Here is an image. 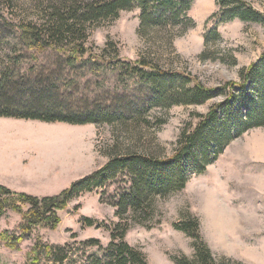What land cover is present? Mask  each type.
Wrapping results in <instances>:
<instances>
[{"label": "trees", "instance_id": "obj_1", "mask_svg": "<svg viewBox=\"0 0 264 264\" xmlns=\"http://www.w3.org/2000/svg\"><path fill=\"white\" fill-rule=\"evenodd\" d=\"M14 1L0 0V47L5 50L0 54V117L109 124L112 140L100 148L107 163L58 194L38 196L0 183V217L10 210L21 215L17 232H0V241L19 248L39 228L56 229L62 220L60 212L73 199L99 189L104 196L118 183L110 204L119 220L105 227L110 243L103 247L97 238L84 241L85 246H98L101 251L88 255L82 264H150L146 253L127 241L128 231L134 224L155 227L158 199L182 191L193 174L205 173L234 138L264 127V54L242 69V82L209 87L186 69L164 65L159 51L153 50L162 41L174 48L176 36L195 27L189 14L195 0H43L37 4L36 17L11 18L7 15ZM216 1L218 9L211 16L215 23L204 34L205 49L199 55L203 61L220 58L212 49L222 41L220 24L239 19L264 25V0L257 2L263 8L253 0ZM135 8L141 10L138 32L147 43L137 59H122L111 40L99 53L87 45L92 29ZM46 53H52L55 60L49 72L42 67L23 69L24 62H37ZM231 57L235 64L237 59ZM88 66L92 76H111L96 86L108 102L102 106L69 103L74 94L60 97V87L76 80ZM109 78L114 85L110 91L106 87ZM221 95L226 98L207 114H197L198 122L183 129L171 155H165L160 145V152L152 149L149 132L167 122L165 115L171 108L205 104ZM82 223L93 226L97 221L86 216ZM174 227L192 237L195 250L192 257L172 255L175 264H243L214 255L196 215L186 213ZM72 249L47 244L39 235L25 264H41L43 258L64 263Z\"/></svg>", "mask_w": 264, "mask_h": 264}, {"label": "rangeland", "instance_id": "obj_2", "mask_svg": "<svg viewBox=\"0 0 264 264\" xmlns=\"http://www.w3.org/2000/svg\"><path fill=\"white\" fill-rule=\"evenodd\" d=\"M42 1L15 0L7 16H35L37 4ZM253 1L263 8L257 3L262 0ZM217 9L216 0H195L189 12L196 22L195 27L177 35L174 48L162 41L153 49L159 51L164 65L186 69L214 88L229 81L242 82V69L264 54V25L236 19L219 25L222 41L212 49H216L220 58L201 60L204 34L214 25L211 16ZM140 14V8L122 11L116 20L92 29L87 45L99 53L111 40L116 43L122 59H137L147 48L138 32ZM165 33L162 31L161 35ZM4 51L0 47V54ZM231 55L237 59L235 64ZM54 61L52 53H46L37 62H24L23 69L42 67L43 72H49L54 68ZM106 76L111 77L109 74L92 76L88 66L76 80L65 84L67 87H60V97L74 94L69 103L84 106L89 102L102 106L108 102L96 86ZM112 83L109 78L108 91L113 88ZM225 98L221 95L205 104L171 108L165 115L167 122L154 133L149 132L152 149L160 152V145L165 155H171L183 129L198 122L196 115L207 114ZM111 140L109 124L74 125L0 117V183L38 196L58 194L107 163L108 158L100 148ZM119 185L110 186L104 196L99 189L73 199L68 208L60 212L62 220L56 229L39 228L24 239L19 248H9L0 241V264H25L27 252L39 235L47 244L73 248L68 261L56 263L43 258L41 264L84 263L88 255L101 251L98 246H85L84 241L97 238L103 247L110 243V232L105 227L119 220L116 208L110 204L112 192ZM157 211L155 227L134 224L126 236L130 244L146 253L150 264H175L172 255H194L192 237L174 227L186 213L199 218L201 234L216 257L232 258L243 264H264V127L251 128L234 138L208 165L205 173L193 174L182 191L158 199ZM86 216L95 219L97 224L84 225L82 220ZM20 221V214L7 211L0 217V232H17Z\"/></svg>", "mask_w": 264, "mask_h": 264}]
</instances>
